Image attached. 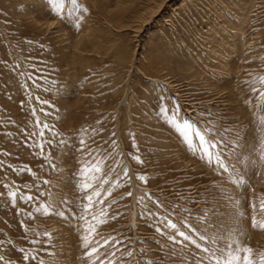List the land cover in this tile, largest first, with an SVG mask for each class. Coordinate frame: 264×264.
<instances>
[{"label":"rangeland","instance_id":"rangeland-1","mask_svg":"<svg viewBox=\"0 0 264 264\" xmlns=\"http://www.w3.org/2000/svg\"><path fill=\"white\" fill-rule=\"evenodd\" d=\"M261 77L264 0H0V264L258 261Z\"/></svg>","mask_w":264,"mask_h":264},{"label":"snow or ice","instance_id":"snow-or-ice-1","mask_svg":"<svg viewBox=\"0 0 264 264\" xmlns=\"http://www.w3.org/2000/svg\"><path fill=\"white\" fill-rule=\"evenodd\" d=\"M260 79L262 81H264V77H261ZM45 103H47V102L45 101ZM200 139L204 140L205 138H204V136L201 135ZM81 143L83 144V141H81ZM207 143L211 144L210 141ZM212 146L215 147V145H212ZM262 155H264V153H262ZM137 159H139V158H137ZM217 162L220 163L221 168L224 167L223 162L221 160H219V158H217ZM87 170H88L87 167H85L84 171L87 172ZM141 179H143V177H141ZM44 183H48V182L44 181ZM83 187L87 189V188L91 187V185H89L88 183H85L83 185ZM8 195L13 200H15L17 195H18V192L12 191V192H9ZM97 195H99V193H97ZM129 195H130V193H129ZM20 198L21 199H28V200L33 199V197L30 195L21 196ZM87 199L89 202H91L92 197L88 196ZM91 207H92L91 203L86 205L85 206V212H88L91 209ZM253 207L255 208L256 205L253 204ZM259 208L261 211H264V199L260 200ZM81 219L85 221V225H86L85 231L87 233L86 235H84L82 237V239L84 241L83 246L85 247V249H88L85 252V255L92 257L94 254H96L99 251V249L97 247L89 248V244L91 243L90 237L95 233V225L90 223V221L88 220L86 215L81 216ZM92 219H96V217L93 216ZM169 226L172 228L176 227V225L174 223H171V222H169ZM252 227L264 229V220H258L256 216H253L252 217ZM45 235H50V234L45 233ZM179 235L185 236V233L180 232ZM185 239H190V238L185 236ZM201 239H205V237H201ZM226 247L228 249V255L223 260V264H258V262H259V264H264V252L259 253L258 261H257V259L253 258V249L251 247L244 246V247H236L235 249H233L232 245H227ZM204 251L207 253L210 251V249L205 248ZM129 255H130V253H129ZM210 258L214 259L218 262L221 261V257L216 256L215 253H213L212 257H210ZM25 259H27V257H25ZM96 259H99V257H96ZM0 260H3V257H0ZM41 264H43V262H41ZM100 264H103V261H101Z\"/></svg>","mask_w":264,"mask_h":264},{"label":"bare ground","instance_id":"bare-ground-1","mask_svg":"<svg viewBox=\"0 0 264 264\" xmlns=\"http://www.w3.org/2000/svg\"><path fill=\"white\" fill-rule=\"evenodd\" d=\"M160 6H161V4H160ZM160 6H159V7H160ZM141 23H142V22H141ZM142 24H143V23H142Z\"/></svg>","mask_w":264,"mask_h":264}]
</instances>
